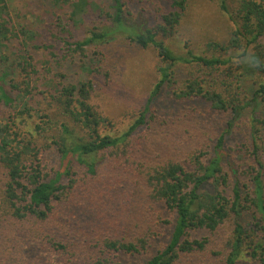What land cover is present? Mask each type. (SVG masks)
<instances>
[{
    "label": "trees",
    "instance_id": "obj_1",
    "mask_svg": "<svg viewBox=\"0 0 264 264\" xmlns=\"http://www.w3.org/2000/svg\"><path fill=\"white\" fill-rule=\"evenodd\" d=\"M210 1L234 26L212 46L243 50L237 57L171 48L194 0H109L107 11L65 0L71 27L60 21L51 40L35 44L49 51L41 66L50 77L29 52L12 66L20 80L0 76V264H264V0ZM11 3L0 0L2 60L11 39L27 35V51L37 35L12 24ZM89 10L99 24L77 39L72 26ZM119 31L153 46L165 64L136 119L110 133L95 94L108 76L102 43ZM76 67L93 76L71 75ZM203 110L229 117L211 145L202 116L192 132L174 123ZM246 139L255 161L249 185L229 173L228 144Z\"/></svg>",
    "mask_w": 264,
    "mask_h": 264
},
{
    "label": "rangeland",
    "instance_id": "obj_2",
    "mask_svg": "<svg viewBox=\"0 0 264 264\" xmlns=\"http://www.w3.org/2000/svg\"><path fill=\"white\" fill-rule=\"evenodd\" d=\"M94 1L104 10H108L109 0ZM10 12L12 24L17 29H32L36 31L37 35L34 40H29V51L24 49L23 42L27 35L23 33L20 34L19 38H13L7 43L3 51L6 58L3 60L0 58V76L8 72L5 76V83L12 78L20 80L22 76L20 70H18V73L17 71L15 73L12 66L17 61L19 62L22 53L29 52L39 61L36 63L41 76L46 75L50 77L46 74L44 67L41 66V63L44 64L48 59L49 51L37 49L35 48V44L41 45L43 40L48 41L50 39L48 33L52 30L54 31V27L60 21L71 27L72 24L68 21L70 8L65 0L61 2L59 0H12ZM98 12L100 13V11ZM97 14L89 10L84 15L85 21L83 23L78 26H72L75 38L83 39L89 35V29L99 24L98 21L96 22V20H99ZM135 16V19L141 24L142 21L137 13ZM133 21L130 20V22ZM233 28L234 26L228 14L219 8L218 1L215 3L210 0H194L193 11L179 27L177 35L169 40V43L172 49L177 47L176 50L183 57H187V52L190 50L195 54L207 57L226 58L231 54L233 57H237L243 50L239 51L240 53L224 52L212 46V43H226ZM127 34L128 32H116L113 40L102 43L106 56L105 63L103 64L104 67L101 70L107 72L108 76L106 78L105 74L101 73L103 75L98 77L99 83L97 84L95 100L103 110V114L107 116L108 121L112 122V124H108L110 123L108 122L104 126V131L110 133L122 130L127 124L136 119V111L140 103L150 95L156 82L161 78L159 67L165 64V62H161L153 46L141 48L130 40L125 39ZM54 44V49L58 51L62 43L56 40ZM244 59L249 61L248 57ZM233 60L238 62L237 58ZM189 67L192 70L197 68L196 64H192ZM71 75H76L77 77L93 76L78 67L75 70H71ZM253 80L252 78L251 82ZM38 82L37 84L40 86L43 81L39 80ZM163 98H165L164 105H172L173 97L166 96L165 92ZM40 101L43 104L45 102L43 99ZM162 109L163 114L173 115L167 107ZM4 113V109H1L0 114L4 116ZM207 114L208 110H203L199 115H188L181 120H176L174 123L180 124L184 129H190L192 132L194 127H196L197 120L204 118V127L201 130L205 131L208 136H212L208 139L211 145L213 143L212 140L216 139L220 132L226 128V122L229 117L224 113L208 119ZM20 126L24 131H27L33 127V123L29 122L26 126L20 124ZM247 144H249L248 139L243 140L238 145L234 142L228 144L231 149H234L231 153L233 167L229 173L240 184L246 183L249 185V182L255 175V161L251 155V148ZM46 156L51 158L52 155L46 151ZM164 240L162 239L158 245L163 244ZM240 264H253V262L242 260Z\"/></svg>",
    "mask_w": 264,
    "mask_h": 264
}]
</instances>
